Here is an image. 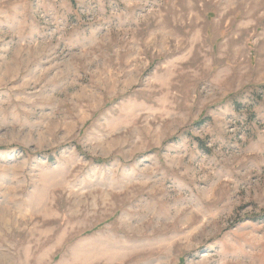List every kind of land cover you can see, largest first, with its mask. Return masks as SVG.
Wrapping results in <instances>:
<instances>
[{
  "label": "rangeland",
  "instance_id": "obj_1",
  "mask_svg": "<svg viewBox=\"0 0 264 264\" xmlns=\"http://www.w3.org/2000/svg\"><path fill=\"white\" fill-rule=\"evenodd\" d=\"M0 264H264V0H0Z\"/></svg>",
  "mask_w": 264,
  "mask_h": 264
}]
</instances>
